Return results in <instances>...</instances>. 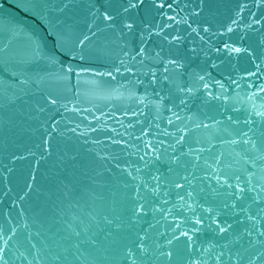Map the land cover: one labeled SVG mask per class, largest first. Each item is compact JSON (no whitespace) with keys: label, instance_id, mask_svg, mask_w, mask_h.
<instances>
[{"label":"water","instance_id":"water-1","mask_svg":"<svg viewBox=\"0 0 264 264\" xmlns=\"http://www.w3.org/2000/svg\"><path fill=\"white\" fill-rule=\"evenodd\" d=\"M0 264H264V0H0Z\"/></svg>","mask_w":264,"mask_h":264},{"label":"snow or ice","instance_id":"snow-or-ice-1","mask_svg":"<svg viewBox=\"0 0 264 264\" xmlns=\"http://www.w3.org/2000/svg\"><path fill=\"white\" fill-rule=\"evenodd\" d=\"M129 27H130V26H129ZM237 51H238V50H237ZM220 230H221V232L225 231V229H223V228H221Z\"/></svg>","mask_w":264,"mask_h":264}]
</instances>
